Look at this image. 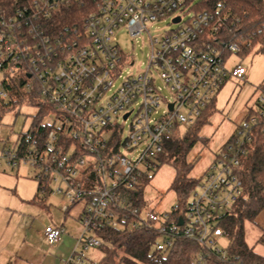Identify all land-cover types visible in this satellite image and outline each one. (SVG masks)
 Here are the masks:
<instances>
[{
    "label": "built area",
    "instance_id": "1",
    "mask_svg": "<svg viewBox=\"0 0 264 264\" xmlns=\"http://www.w3.org/2000/svg\"><path fill=\"white\" fill-rule=\"evenodd\" d=\"M76 1L28 0L12 11L0 9V97L10 98L8 85L16 80L30 104L50 108L42 122L45 133L28 129L4 155L11 163L22 160L41 168L42 192L63 195L64 212L84 203L83 230L65 264H100L85 254L102 246L96 233L100 225L153 231L159 235L154 249L160 252L185 239L200 245L201 263L215 258L244 264L230 254V244L219 246L227 239L220 221L242 195L238 171L256 134L264 133V87L184 207L177 203L158 211L146 189L172 131L194 125L229 79L245 78L247 69L231 59L261 47L257 38L264 37V24L245 33L240 17L223 7L197 9V0H92L83 17L62 24ZM169 17L177 27L153 37L150 27ZM121 30L132 38L148 34L143 72L122 76L134 60L120 47ZM158 79L172 100L163 95ZM162 104L166 109L154 117ZM50 182L65 190L52 189ZM64 232L49 225L44 234L56 246Z\"/></svg>",
    "mask_w": 264,
    "mask_h": 264
},
{
    "label": "rangeland",
    "instance_id": "2",
    "mask_svg": "<svg viewBox=\"0 0 264 264\" xmlns=\"http://www.w3.org/2000/svg\"><path fill=\"white\" fill-rule=\"evenodd\" d=\"M187 16L184 14L185 18ZM176 27L169 17L155 23L150 27V32L153 37H158ZM116 37L124 53L134 60V65L124 68L122 76L143 72L150 54L148 34L132 38L126 30H121ZM231 63L242 64L247 74L244 79H229L217 94L215 106L207 116L208 122L200 131L208 142L206 145L197 143L188 155V161L192 164L189 177L203 178L215 154L254 107L260 87H264V52L260 46L244 54H234ZM121 81L122 77L116 79L114 88L119 87ZM158 85L167 100H172V93L160 79ZM165 109L166 105L162 104L154 117L158 118ZM37 112V107L31 105L26 97L5 113L3 111L0 120V264H65L83 230L79 216L84 203L73 205L65 213L63 209L68 202L63 195H44L42 189L38 190L37 175L42 172L41 168L22 160L11 163L4 155L5 150H15L19 137L28 131ZM125 125L126 135L129 122ZM185 129L182 128V133ZM173 179L174 168L169 164L155 171L149 185L148 200L156 210H170L178 203L176 193L170 189ZM49 185L52 189L61 187L65 190L63 184L50 182ZM49 225L61 226L65 231L56 246H51L45 237L44 231ZM263 228L264 210L256 222L245 223L246 243L264 256V246L259 243ZM229 244L225 238L219 241L221 247H228ZM85 254L94 261H100L103 255L101 249L95 247H90Z\"/></svg>",
    "mask_w": 264,
    "mask_h": 264
},
{
    "label": "trees",
    "instance_id": "3",
    "mask_svg": "<svg viewBox=\"0 0 264 264\" xmlns=\"http://www.w3.org/2000/svg\"><path fill=\"white\" fill-rule=\"evenodd\" d=\"M27 1L0 0V9L12 11L16 7H23ZM92 3V0L74 2L71 5L73 8L62 24L70 23L79 15L83 17L87 12L86 7H90ZM194 7L200 10H215L223 7L227 13L240 17L245 33H253L264 24V0H197ZM257 39L261 44V51L264 52V37ZM8 90L10 95L8 100L0 97V120L3 111L5 113L25 98V93L19 89L16 80H13L12 85H8ZM31 104L37 107L38 112L29 129H40L45 133L46 126H43L42 122L44 114L50 108L37 103ZM214 106L215 102L183 133L182 128H175L165 139L164 151L159 156L161 166L169 164L176 171L170 189L176 193L178 203L182 207L188 202L192 191L200 184L198 179L189 177L192 164L188 161V155L198 142L203 141L200 131L208 122L207 116ZM238 175L242 181V195L222 216L220 227L230 241L229 250L232 256H237L244 264H264V256L256 253L245 241V223L256 222L257 217L264 210V133L256 134L252 150L242 161ZM40 189L42 183H39L38 190ZM137 197L140 198L138 203L141 205V193H138ZM96 233L102 241L100 249L103 255L100 264H224L215 258H208L205 263H201L197 259V255L201 252L200 245L185 239H178L169 252H160L154 249L159 235L147 229L129 231L100 225ZM259 243L264 246V228Z\"/></svg>",
    "mask_w": 264,
    "mask_h": 264
},
{
    "label": "crops",
    "instance_id": "4",
    "mask_svg": "<svg viewBox=\"0 0 264 264\" xmlns=\"http://www.w3.org/2000/svg\"><path fill=\"white\" fill-rule=\"evenodd\" d=\"M201 135V137L203 138V141H200V142H198V144L200 143H202V145H206L207 144V140L205 139L206 137L205 136H203V134H200ZM197 145V144H196ZM218 153V152H217ZM216 153V154H217ZM216 154H215V156H216ZM215 158V157H214ZM214 160V159H213ZM175 176H176V171H175V169H174V179H175ZM191 178H194V179H198V178H196V177H194V176H191ZM174 179H173V181H174ZM173 181H172V183H173ZM172 183H171V185H172ZM171 185H170V187H171ZM44 193V195H46V194H49V193H45V192H43ZM146 196L147 197H149V187L146 189ZM42 201V200H41ZM43 202V201H42ZM72 207V206H71ZM70 207V208H71ZM66 213V212H65ZM59 246V245H58Z\"/></svg>",
    "mask_w": 264,
    "mask_h": 264
},
{
    "label": "water",
    "instance_id": "5",
    "mask_svg": "<svg viewBox=\"0 0 264 264\" xmlns=\"http://www.w3.org/2000/svg\"><path fill=\"white\" fill-rule=\"evenodd\" d=\"M178 20H179V18H177V21H178ZM171 108H172V105H171ZM126 116H127V115H126ZM126 116H125V117H126ZM180 224H182V221L180 222Z\"/></svg>",
    "mask_w": 264,
    "mask_h": 264
}]
</instances>
